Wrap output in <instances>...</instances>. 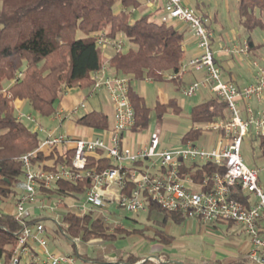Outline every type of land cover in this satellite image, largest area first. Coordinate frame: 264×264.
I'll use <instances>...</instances> for the list:
<instances>
[{"label": "built area", "instance_id": "1", "mask_svg": "<svg viewBox=\"0 0 264 264\" xmlns=\"http://www.w3.org/2000/svg\"><path fill=\"white\" fill-rule=\"evenodd\" d=\"M146 6L159 12L155 19L175 24L179 22L189 27L196 40L199 53L184 62L179 72H169V80L182 81L183 74L195 71L201 77L186 83L181 89L184 97H193L202 90H208L227 104V116L215 119L203 125V134H217V146H206L197 141L188 140L172 148L161 147L160 129L154 130L149 142L136 151L123 148V139L132 131L135 123V111L129 97L133 80L119 75L109 65L114 52L125 51L127 42L124 35L110 36L107 31L95 34L98 48L106 57L104 65L92 73L93 85L88 97L104 93L114 109V124L96 130L94 137L76 138L55 128H45L36 115L20 111L19 116L29 122L32 129L45 136L37 150L24 153L21 157L24 174L18 183L19 197L15 200L16 219L22 224L18 234V244L12 262L23 263L38 256L48 264H77L80 260L75 254L51 250L50 231L58 232L79 251L82 239H68L61 216L67 211L78 215H101L109 222V210L112 207L133 213L147 211L149 201L157 203L166 211L184 213L187 218L203 222L232 221L242 225L245 233L251 237L250 258L257 264H264V234L260 223L264 220V187L259 181V169L250 167L242 155V146L253 127V135H264V109L256 112L251 101L264 103V66L254 60L257 68L255 81L239 86L231 80H225L222 69L216 60V51L212 45L213 31L207 19L186 0H148ZM228 53L249 57L248 43L241 46L224 47ZM22 73H18V77ZM12 84L16 83L14 79ZM5 93L7 90L5 89ZM248 103L247 116L244 117L240 101ZM87 109L83 100L66 111L57 108L55 118H69L72 114ZM69 145L73 152L71 163L55 164L49 162L52 169L33 163L38 150L50 152L61 145ZM45 147V148H44ZM103 151L113 166L102 171L87 168L88 158L97 151ZM211 163L224 166L223 173H214L210 177L196 181L189 172L181 168L182 164L195 165ZM81 178L92 182L83 195L76 197H57L46 195L41 188L52 189L60 180L76 181ZM234 188H240L252 195L251 204L237 199ZM41 202V208L54 214L53 227L48 228L31 213L29 205ZM66 205V207L64 206ZM62 205V209H58ZM117 224V223H116ZM37 255V256H36ZM89 264H97L89 261Z\"/></svg>", "mask_w": 264, "mask_h": 264}, {"label": "trees", "instance_id": "2", "mask_svg": "<svg viewBox=\"0 0 264 264\" xmlns=\"http://www.w3.org/2000/svg\"><path fill=\"white\" fill-rule=\"evenodd\" d=\"M0 1V264H14L11 259L22 224L13 213L6 212L1 204L15 201L19 197L18 183L24 174L21 157L24 153L37 150L43 140L40 132L20 118L14 101L25 100L38 115L50 117L56 112L57 103L68 89L80 87L90 90L94 83L92 73L107 60L95 40V34L100 31H107L113 37L122 34L126 38V50L114 52L109 59L110 67L119 75L130 77L133 81L169 80L166 74L179 72L184 63L185 31L173 23L152 19L151 13H144L148 0ZM235 4L237 18L249 33V52L257 56L258 49L263 45L254 41L252 33L256 29L264 32V0H236ZM202 14L211 28L209 15L206 12ZM18 73L22 75L18 77ZM14 79L16 83L12 84ZM129 97L135 111L132 132H143L148 128L153 110L158 122H162L168 113H181L176 98L167 103L156 102L152 109L133 85L130 86ZM189 116L191 126L182 137L184 143L200 139L203 135L200 128L203 125L226 117L227 104L214 96L194 105ZM108 118L105 112L93 110L75 120L78 124L102 130L110 126ZM257 138L264 149V135ZM72 158L71 150H38L33 163L52 169L49 162L71 163ZM112 166L111 160L101 150L88 158L87 168L90 170L102 171ZM181 168L199 182L214 173L225 171L224 166L211 163L190 166L182 164ZM91 185L92 182L86 178L60 180L52 189L42 187L41 190L52 197L73 196L77 199ZM233 195L245 203L248 200L240 188H234ZM148 210L164 213L165 218L160 227L168 220L181 223L187 219L184 213L166 211L153 201H149ZM47 219L39 217L29 223L41 220L46 225ZM61 221L64 222L68 239H82L79 251L69 243L72 253L81 259L88 257L87 250L92 243L114 242L136 232L144 233L145 230L115 226L101 215H78L70 210L61 216ZM54 234L60 236L59 231ZM156 234L162 241L169 238L161 228ZM40 258L38 256L36 260L31 257L16 264H48ZM142 259L129 254L126 259L122 257L121 261L135 264ZM151 262L148 259L143 264Z\"/></svg>", "mask_w": 264, "mask_h": 264}, {"label": "crops", "instance_id": "3", "mask_svg": "<svg viewBox=\"0 0 264 264\" xmlns=\"http://www.w3.org/2000/svg\"><path fill=\"white\" fill-rule=\"evenodd\" d=\"M191 1L192 0H186L189 5H192V7L194 6V8H196L200 13L206 12L210 17L209 19H211V30L213 31L212 45L216 51V60L219 62V65L222 69L224 79L234 81L239 86H244L254 82L255 71L252 70V68L248 69L251 76L250 80L246 81L239 79L237 73L229 64L230 57H232L234 60L238 59L243 61V59H241L243 56L233 53H230L231 55H229L228 52L223 50V48L226 47L224 46L225 42L234 43L236 40H240L241 44L237 45L241 46L247 42V37H243L237 32L236 34H232L233 31H227L225 28L220 30V28L223 27V24L222 26L219 25L220 23L217 13L213 12L211 14L206 8L207 6L203 0H196V4L194 5L191 4ZM1 7L2 2L0 4V8ZM143 12L151 13L152 19L156 18V16L159 14V12H155L154 7L151 6H146V10ZM175 26L180 30L185 31V59L183 61L187 62V60L199 53V49L196 47V40L194 39L187 25L175 22ZM199 77H201V73L190 71L183 74L182 81H160L158 89L161 94L157 102L167 103L170 99L176 98L182 112L183 108L180 105L178 98L172 97L170 92L165 89L164 85L167 83L173 84V89H176L181 93V89L184 84L189 83ZM147 81L150 83L156 82L149 79H147ZM136 82L137 81L132 82L134 88ZM88 91L90 90L82 89L80 87H73V89L70 88L57 103V108L68 111L72 109L73 106H76L83 100H86L87 109L85 111H80L74 115L72 114L66 119L55 118L52 115L46 118V125H43L41 122L40 123L46 129L55 128L67 135L73 137L75 136L76 138L94 137L96 135V130L78 124L75 119L84 113L97 110L103 111L109 116L108 119H110V126H112L115 119L114 109L107 96L100 92L97 95L88 97ZM212 97H214V94L208 90H202L193 97H187L190 100L195 98V100L192 101L193 103L190 106L189 113L194 105L202 103ZM14 105L17 112H25V108L29 105V103L25 100L17 99L14 101ZM247 105L248 103L246 101H240V107L242 109L241 114L244 117L247 116ZM250 105L253 106L256 112L264 109V103L251 101ZM108 109H110V112L107 111ZM44 136L45 134L43 133L42 138H44ZM202 137L196 141L198 143H203L208 147L218 145L219 137L217 134H211V138L204 140L203 142L200 141ZM149 139L150 135H143L142 132L129 131L124 136L122 146L125 150L136 151L139 147L147 144ZM255 142H258V144H255ZM181 143H183L182 139ZM244 144L252 147L253 153L254 151L256 152V159L253 162L252 160L247 162L246 158L244 159L250 167H256L259 169L258 182L264 187V178L260 175V170L264 169V149L261 145L260 139L253 135L252 126L250 127L249 134L245 138ZM68 147V144L61 145V147H58V150L64 152L66 150H70ZM161 147L170 148L162 144V133ZM245 194L248 197L246 204H251L255 201L256 197L247 193ZM12 202L15 203V201L2 203L1 207H4L5 211L7 212V210L11 207L10 204H12ZM41 205L42 204L40 201L36 202V204L34 203L29 205L31 213L38 215L41 218L47 217L48 219L46 221L52 222V217L55 215L51 213L49 214L48 211H44L41 208ZM8 213H12V211ZM108 214H110L111 217L109 222L113 225H122L130 229L135 227L144 228V233L136 232L114 242L105 243V241H100L90 244L87 250L88 257L85 259L80 258L79 260L83 264H89V261L91 260L95 261L97 264H129L121 261L122 257L126 259L129 254L143 258L135 264H143V262L148 259L152 261L151 264H257L253 259L250 258L249 254L252 248L251 237L245 233L242 225L239 223L232 221L203 222L197 219L187 218L181 223L168 220L164 222L163 226L160 227V223L164 221L165 215L158 210H147L146 212L141 211L128 215H122L117 209H110ZM142 217L145 219H142ZM160 228L163 230L164 234L169 237L168 240H160L159 235L156 234ZM260 230L261 233L264 234V220L260 223ZM196 237H201V239L203 237L216 239L214 242L208 241L202 244L198 243V241H193V238ZM169 239L172 240L169 241Z\"/></svg>", "mask_w": 264, "mask_h": 264}, {"label": "rangeland", "instance_id": "4", "mask_svg": "<svg viewBox=\"0 0 264 264\" xmlns=\"http://www.w3.org/2000/svg\"><path fill=\"white\" fill-rule=\"evenodd\" d=\"M203 1H205V4L207 6L206 8L208 9V11H210L211 14L213 12L217 13L219 17V23H220L219 25L222 26L223 24L222 28L219 27L220 30L225 28L227 31L228 30L233 31L232 34H236L237 32L239 35L243 37H248L249 33L241 25V23L239 22V18H237L238 12H237V5L235 4L236 0H203ZM191 4L193 5L196 4V0H192ZM79 36H81V34H79ZM252 36L256 43H260L263 45L258 49L257 56L249 52L248 54L249 57L243 56L241 58L243 59V61H240L238 59L234 60L232 57H230V61H229V64L232 66L234 71L237 73L238 78L241 80H246V81L250 80V76H251L248 70L249 68L250 69L252 68V70H254L255 73L257 71V68L253 64L254 59L258 61L260 65L264 66V32L261 29H256L253 31ZM235 44L236 45L241 44L240 40H236L234 43L225 42L224 46L233 47L235 46ZM229 55L231 54L229 53ZM159 85H160V82L158 81L150 83L147 80H141L135 83V89L145 97L147 105L152 109L156 105V102L159 99L160 94H161V92L158 89ZM164 87L166 90L170 92L172 97L178 98L183 110L180 114H176V115L175 114L169 115V113L166 114L162 122H158L156 113L153 110L150 115L149 126L147 129L143 130L142 134L151 135V133L158 128L160 129V132L162 133V144L164 146L172 148V147H175L181 144V139L183 135L189 130L191 126L190 116L188 115L190 114L189 110H190L191 104L193 103L192 101L195 100V98L190 100L187 97L182 96L179 91H177L176 89H173V84L167 83L164 85ZM107 111L110 112V109H108ZM25 113H31L33 115H36L38 117L39 122H41L43 125H46L47 117H42L38 115L31 108L30 105L26 106ZM24 122L30 125L29 122L25 119H24ZM41 135H43V133H41ZM210 138H211V135L209 133L204 132L203 137L200 141L203 142L204 140H207ZM255 144H258V142H255ZM242 155L244 156V158H246L247 162L249 160H252L253 162L256 159V152L254 151L253 153L252 147L247 146L245 144L242 147ZM260 172H261L260 173L261 177L264 178V169L260 170ZM13 204H14L13 202L12 204H10L11 207L7 210V212H11V211L12 213L15 212V205ZM64 206L66 207L65 204ZM61 207L62 206L59 205L58 209L63 208ZM112 209H115V207H112ZM132 213L133 212L126 211V210L121 211L122 215H128ZM142 219H145V218L142 217ZM45 223L46 225H48V227H53V222L46 221ZM49 238H50L49 248L51 250L63 251V252L72 254L71 246H69L70 242L67 239L57 236L51 231H50ZM215 239L216 238L211 239V238H204V237L201 239V237H196V238H193V241L195 242L198 241V243L204 244L208 241L214 242ZM77 264H83V263L79 261L77 262Z\"/></svg>", "mask_w": 264, "mask_h": 264}]
</instances>
